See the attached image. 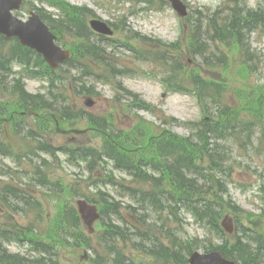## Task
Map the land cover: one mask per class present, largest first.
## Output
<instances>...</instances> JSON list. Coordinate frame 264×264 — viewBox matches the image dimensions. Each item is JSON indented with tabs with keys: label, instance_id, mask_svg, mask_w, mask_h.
Segmentation results:
<instances>
[{
	"label": "rangeland",
	"instance_id": "rangeland-1",
	"mask_svg": "<svg viewBox=\"0 0 264 264\" xmlns=\"http://www.w3.org/2000/svg\"><path fill=\"white\" fill-rule=\"evenodd\" d=\"M64 1L89 9L90 14L86 18L88 21L99 18L107 21L114 29L112 35H102L104 41L96 39L98 36L96 37L97 34L91 28L94 33L92 40L69 33L64 39L62 37L64 46L74 48V63H78V66L82 64L83 68L77 70L68 66L65 70L58 71L54 77L58 87L56 92L66 99L65 103L73 104L76 111H83L87 117L75 118L66 122L68 125L85 129L90 126L88 118L91 115L105 116L111 117L122 130L150 125L155 133L166 130L188 135L195 124H201L204 115L190 82L193 71H198L202 77L219 84L220 93H215L219 99L215 105L220 106L221 102L223 108L228 107V112L231 113L237 112L239 119L244 122L252 119L250 123L243 124L245 130L237 128L235 138L226 143L231 157L229 162L233 166L229 185L230 196L239 207L238 213L232 209L226 212L234 217V233L224 232L220 235L213 230L210 233L198 224L190 213L180 210L170 217L169 225L173 230L167 243L172 244L175 249V240L182 238L180 253L187 256L190 245L199 246L198 249L204 252V248L225 241L233 243L243 235L244 227L251 226L260 230L258 232H264V0H183L188 7V14L184 17L177 14L171 0ZM44 2L47 3L40 5L36 1V5L46 12L60 13L51 7L48 0ZM248 8H255V11L260 12L263 21L260 17L256 23L251 20V23L246 22V25L242 23L244 21H239L240 12H246ZM26 16L27 14H24L22 17ZM207 17L212 19L208 30ZM200 23V40L206 39L208 35L215 36L213 41L206 40L205 50L200 48L195 51L191 43L196 47L198 43L192 41V35L198 32ZM224 23L233 35L231 39L221 41L217 34ZM214 25H217V31ZM87 43L91 44L89 46L100 45L106 49V64L97 65L99 61L92 60L91 57L80 58L78 49ZM12 47L13 42L2 44L0 38L2 59L10 57ZM199 51L207 58L198 55ZM179 62H182V65H179ZM14 67L16 71L21 68L18 65ZM120 71L124 73L121 74ZM22 72L27 75L25 70ZM14 76L11 75L10 78ZM17 78H20V74ZM22 81L31 94L45 93L50 84L47 80L28 76L22 78ZM167 83L170 85L167 86ZM78 90L85 93L78 94ZM127 90L140 95L152 110L141 109L136 106L135 101L127 100ZM19 98L18 94L7 89L5 83L0 85L1 101H8L15 107ZM88 99L93 102L91 106L86 103ZM20 122L37 125L38 121L31 115L23 118L17 114L11 121L0 122V140L4 141L14 154L21 155L20 159L7 158L0 165V196L2 190L13 184L22 188L27 194L26 197L36 203V207L27 206L24 212L15 211L9 206V202H15V199L0 200V206L3 207V211H0V230L22 231L32 226L35 229L33 236L37 232L43 233L50 221L55 219L60 203L66 201L75 205L77 198L95 194L102 186L110 189L117 198L135 205L129 195L121 196V188L116 189L107 183L108 176H100L95 169L88 170V163L85 161L79 164L58 152L54 157L40 153L49 160L47 172L52 182L48 188L42 187L39 180L42 177L39 173L45 172L44 169H36L41 158H35L32 154L35 158L32 161L26 157L29 146H36L38 141L17 135L16 129L19 128L17 125ZM61 126L70 127L63 123ZM52 127L55 129V124H52ZM54 129L45 134L46 139L50 140L48 142L54 145H66L71 148L86 145L100 147L105 139L103 134L93 131L62 134ZM145 132L149 133L148 129ZM98 169L104 168L99 166ZM107 170L105 174L113 170L112 162L108 163ZM114 173L117 174L118 180L130 182L131 177H127L123 172L115 170ZM56 181L62 185L53 184ZM137 187L143 189L146 186ZM126 216L129 222L133 220L131 215ZM122 224L130 226L125 222ZM96 228L98 233L90 237V244L96 247L100 255L88 246H60L58 259L61 264H93L94 258L100 261L105 257L103 245L100 243V236L105 229L100 223L96 224ZM129 228L135 230V227ZM141 228L148 230L143 226ZM56 231L59 233V230ZM141 237L142 233L138 231L137 235L120 241L118 246L132 259L133 264H153L155 256L142 257L140 251L132 248ZM243 238L245 241L250 240V235ZM257 241L264 243V238L258 235ZM1 244L8 246L11 252H18L20 249L16 243L1 241ZM53 246L56 251V246Z\"/></svg>",
	"mask_w": 264,
	"mask_h": 264
},
{
	"label": "trees",
	"instance_id": "trees-1",
	"mask_svg": "<svg viewBox=\"0 0 264 264\" xmlns=\"http://www.w3.org/2000/svg\"><path fill=\"white\" fill-rule=\"evenodd\" d=\"M61 5H64L69 13L67 14L68 19L66 24H62L63 28L65 30L76 31V35L82 36V29L86 26L83 18L84 12L69 4L64 3ZM240 16L239 21H244L242 23L245 25L246 22L251 23V20L256 23L259 17L263 21L261 13L250 9H247L246 12L241 11ZM208 19L209 22L206 24L207 30L210 28L209 25H212V19L210 17ZM200 26L201 24H199V30L192 36V39L199 45H204V40H200L198 36L201 33ZM213 27L217 31V25ZM230 31L224 23L217 36L221 40L231 39L233 34ZM12 50L11 56L13 59H19L26 63L34 60L44 70L45 74H53L44 64L42 57L35 52L19 44ZM23 55L28 58L23 59L21 57ZM181 63L180 65H182ZM192 73L190 75V82L195 89L194 92L199 97L200 102L203 103L204 111L209 114L208 118L203 119L202 127L195 133L189 136L167 133L155 136L150 129H148L149 133H146V128L141 132L133 131L124 133L112 131L111 136L106 138L104 152H100L92 147H84L78 149L77 155L89 163H95L97 159L98 161L106 158L112 159L117 168L133 172L134 174L132 175L140 183L142 181L146 184L148 183L150 187L145 190L140 188L137 190L129 185L122 184L121 188H124L129 195L134 193L141 197L139 199L141 203L139 208L146 209L145 206H148L157 212H166L169 208L173 207H176L179 211L180 209H184L191 213L207 229H214L220 235H223V230L219 226L221 216L227 208L235 209L236 207L228 194L229 189L226 177L230 176L229 171L231 169L227 161L223 142L228 136V130L235 127L234 122L236 121V117L228 112V107L223 108L221 102L220 106L214 104L219 99L215 94L220 93V88H218L219 84L202 77V74L198 71H193ZM56 100H58L57 97ZM40 102L37 103L39 108L56 109L43 98ZM68 111V106H65V113ZM69 116L71 118L73 117L72 114ZM96 123L102 128L107 126L105 119H101L100 122L96 121ZM46 126L44 124V128ZM8 151V147L0 142V153L6 154ZM206 159L208 162L204 163ZM147 169L152 170L155 175ZM109 178L115 179L113 175H110ZM44 181L45 178L42 180V183ZM165 185L168 186L167 190ZM99 194L101 195L103 203L104 223L108 224V230L104 236H107L114 244L110 247V250L116 253L117 262L123 261L124 259L128 260L129 258L115 244L117 237L122 236L125 239L131 235L126 228H121L114 224L117 216L121 219L124 217L120 210V205L122 204L114 200L107 192L100 190ZM109 199H112V201ZM170 200L179 203L174 205L169 202ZM135 210L137 211V209ZM110 213L116 216H113V218L112 216L109 217ZM108 217L109 220L106 219ZM78 228H80V219L76 210L72 207L65 208L49 228L55 229L54 231L57 229L59 233H51L49 237L54 241L57 238L59 240L61 238L64 240L73 238L83 241L86 237L83 232L77 231ZM258 235L264 238L263 234L258 233ZM261 244L264 245V243ZM250 245H253L250 240L245 241L243 237H238L232 244H228L225 241L220 245H214L212 248L220 249L226 257L241 261L243 264H258L259 261H255V259L260 248H258L256 253H253L249 249ZM37 250L44 252L45 255L34 259L33 262L36 264H60L57 259L52 257L56 252L51 255L50 249L45 243L38 242ZM190 251L191 247L188 249V252ZM148 253L156 255L157 257L159 256L165 261V264H171V262L175 261L178 264H187V257L181 253L171 251L168 246L161 243L158 244L157 249L153 248ZM47 254L49 255L47 256ZM248 254L252 255L251 259L246 258ZM0 260L6 264L24 263L23 257L10 254L7 250L6 252L2 251Z\"/></svg>",
	"mask_w": 264,
	"mask_h": 264
},
{
	"label": "water",
	"instance_id": "water-1",
	"mask_svg": "<svg viewBox=\"0 0 264 264\" xmlns=\"http://www.w3.org/2000/svg\"><path fill=\"white\" fill-rule=\"evenodd\" d=\"M175 7L180 13L185 14V6L180 0H173ZM21 0H0V32L8 38L18 36L23 44L30 45L41 51L51 66L57 67L61 60L69 57V51H64L54 43L55 36L42 22L38 15H33L28 22L15 17L13 9L20 7ZM96 29L109 32L106 25L101 22H93ZM82 217L88 227L99 217L97 207L90 205L85 200L78 201ZM232 219L229 216L223 221L227 230L232 231ZM191 264H236L222 257L221 253L214 251L208 254L194 253L190 258Z\"/></svg>",
	"mask_w": 264,
	"mask_h": 264
}]
</instances>
